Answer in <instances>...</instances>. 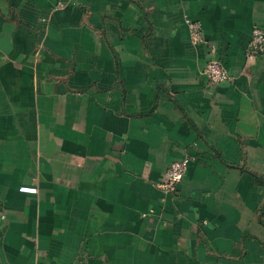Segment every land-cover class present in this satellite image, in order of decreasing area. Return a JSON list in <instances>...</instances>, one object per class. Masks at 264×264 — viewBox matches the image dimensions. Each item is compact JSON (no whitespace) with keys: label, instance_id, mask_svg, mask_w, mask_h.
Returning <instances> with one entry per match:
<instances>
[{"label":"crops","instance_id":"crops-1","mask_svg":"<svg viewBox=\"0 0 264 264\" xmlns=\"http://www.w3.org/2000/svg\"><path fill=\"white\" fill-rule=\"evenodd\" d=\"M255 25L264 0H0V264H264Z\"/></svg>","mask_w":264,"mask_h":264},{"label":"built area","instance_id":"built-area-1","mask_svg":"<svg viewBox=\"0 0 264 264\" xmlns=\"http://www.w3.org/2000/svg\"><path fill=\"white\" fill-rule=\"evenodd\" d=\"M62 3L58 4V7H63ZM185 25L187 27L191 42L195 45H207L206 38L203 33L202 25L191 19H185ZM245 57L248 61H255L259 57H264V30L259 26H253L251 30L250 39L245 49ZM203 74L206 76L210 85L218 86L226 83L230 80V76L224 65L217 59L211 58L205 64ZM189 159L184 158L182 160L173 161L167 168L162 189L165 193H174L179 183L182 182ZM19 191L26 194H36L37 189L34 187H20Z\"/></svg>","mask_w":264,"mask_h":264}]
</instances>
